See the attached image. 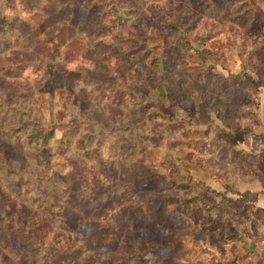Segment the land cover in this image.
Returning a JSON list of instances; mask_svg holds the SVG:
<instances>
[{
	"label": "rangeland",
	"instance_id": "374dc122",
	"mask_svg": "<svg viewBox=\"0 0 264 264\" xmlns=\"http://www.w3.org/2000/svg\"><path fill=\"white\" fill-rule=\"evenodd\" d=\"M8 1L0 102L91 121L97 152L86 160L50 142L31 154L0 134V157L38 174L17 191L0 169V191L15 212L60 201L63 218H38L64 234L29 239L0 204V264H129L95 235L112 214L126 227L118 240L142 244L150 262L264 264V0ZM50 16L47 32L66 28L53 56L36 28ZM59 68L84 72L45 89Z\"/></svg>",
	"mask_w": 264,
	"mask_h": 264
},
{
	"label": "trees",
	"instance_id": "16d2710c",
	"mask_svg": "<svg viewBox=\"0 0 264 264\" xmlns=\"http://www.w3.org/2000/svg\"><path fill=\"white\" fill-rule=\"evenodd\" d=\"M25 5L32 8L30 0H25ZM8 0H3L0 5V46L1 45H10L11 43V34L14 28L15 18L6 13L7 7L6 3H9ZM29 8V9H31ZM50 17L44 18L40 23L36 25V28L41 31L44 40L45 50L50 55H59L60 49L63 43L62 38H66V34H63L64 30H58V32H47V25L50 21ZM57 57V56H56ZM154 65L157 69L161 68V64L154 60ZM156 69V70H157ZM158 71V70H157ZM83 70L79 69L77 71H68L66 69H61L52 71L48 73V78L45 82V89H58L61 88L59 85L67 83L68 85L72 84L76 80L80 79L83 74ZM245 78L246 76H237L231 77L229 79H239ZM161 80L165 81L164 76L161 74ZM235 81V80H234ZM235 84V83H234ZM252 84V83H249ZM246 85V84H245ZM59 86V87H57ZM247 87V86H246ZM261 86H255V90L259 89ZM137 97V96H135ZM18 105H9L6 102H0V134L4 140L19 145L22 149L29 150L33 152H43L50 145V142L56 143V145H66L80 153L83 159H90L94 161L96 159V148L91 150L87 149V145L92 139V134L88 131L92 127V122L87 119H80L79 117H70L67 121L57 122L55 120L52 110L47 106L44 114L34 113L31 109H21L17 107ZM49 115V116H48ZM49 119V120H47ZM63 123V125L61 124ZM61 126L72 130L71 139L65 138V135L59 136L58 130L61 129ZM80 131H83L84 134L79 136ZM75 138V139H74ZM94 155V157H93ZM30 156V155H29ZM31 159L32 156H31ZM13 160L8 157L5 153H2L0 157V169H3V175L6 178L18 177V185H15L14 188L19 190L21 186L22 176H29L32 179L33 175L38 177V174L35 172L27 173L26 171H21L19 165L13 164ZM0 170V174H1ZM33 174V175H32ZM12 185V184H11ZM56 189V188H55ZM57 196L59 199H67V192L59 191L57 188ZM69 199V198H68ZM0 204H3L5 211H7L12 218L11 223L18 226V229L30 239L31 231L39 235V232L46 231L48 233V238L51 239H62L64 237L63 233H59L57 230H49L45 226V223L38 218V215H45L49 213L53 217L63 218V207L60 201H52L47 197L36 198L34 201V208H31V211L28 210V207L23 206V210L17 211L16 204L11 200L9 195H6L4 192L0 191ZM107 208L112 209V203H109ZM16 213V218L13 216V213ZM102 231H96L95 235L101 239L102 242L111 241L113 245H116L117 249L125 254V260L129 264H161L160 260L156 259L150 262L146 256V250L142 244H136L133 240L123 239L118 240V235L123 233L126 230V227L122 220L116 215L112 214L111 218L108 220V224L101 226ZM40 239H43L41 236H38ZM89 260V259H88ZM88 260H81V264H90ZM94 262H92L93 264ZM94 264H105L104 262L94 263Z\"/></svg>",
	"mask_w": 264,
	"mask_h": 264
}]
</instances>
